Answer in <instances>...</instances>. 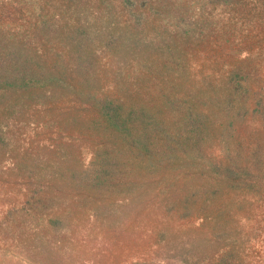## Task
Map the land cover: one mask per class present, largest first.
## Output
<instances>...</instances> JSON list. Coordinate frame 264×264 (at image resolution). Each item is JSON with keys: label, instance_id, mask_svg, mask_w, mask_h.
Returning <instances> with one entry per match:
<instances>
[{"label": "rangeland", "instance_id": "374dc122", "mask_svg": "<svg viewBox=\"0 0 264 264\" xmlns=\"http://www.w3.org/2000/svg\"><path fill=\"white\" fill-rule=\"evenodd\" d=\"M0 264H264V0H0Z\"/></svg>", "mask_w": 264, "mask_h": 264}]
</instances>
